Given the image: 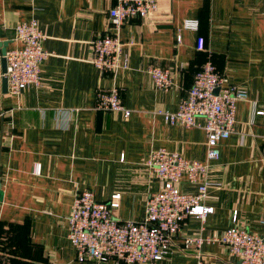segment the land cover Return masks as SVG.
Here are the masks:
<instances>
[{
    "label": "crops",
    "instance_id": "0c3cea01",
    "mask_svg": "<svg viewBox=\"0 0 264 264\" xmlns=\"http://www.w3.org/2000/svg\"><path fill=\"white\" fill-rule=\"evenodd\" d=\"M115 2L0 0V43L17 46L16 24L36 18L49 53L42 84L14 95L4 89L0 46V264H126L77 259L68 238L74 197L90 189L108 202L119 193L113 216L140 221L148 197L162 187L146 165L152 151L205 160V130L168 124L161 111L179 108L209 59L247 87L248 100L239 102L236 129L213 162L214 184L203 203L214 211L205 221L185 219L171 255L156 264H198V252L219 264H241L222 242L186 248L185 239L222 234L235 211L239 226L264 235V114H256L264 111V0H159L148 17L128 20L120 33L128 68L116 77L128 118L96 108L97 88L111 87L113 79L92 63L91 42L109 31ZM188 19L199 28H185ZM199 36L205 50L198 49ZM152 66L170 70L171 89L155 87ZM180 187L196 191L186 180Z\"/></svg>",
    "mask_w": 264,
    "mask_h": 264
},
{
    "label": "built area",
    "instance_id": "2783aa9c",
    "mask_svg": "<svg viewBox=\"0 0 264 264\" xmlns=\"http://www.w3.org/2000/svg\"><path fill=\"white\" fill-rule=\"evenodd\" d=\"M159 8V0H116L109 9V31L93 40L92 63L103 77L113 79L111 87L97 88L96 108L98 110L123 112L125 118L131 116L123 102L121 88L116 77L121 69L128 68V57L123 56L124 41L121 30L133 18H146ZM185 28L197 30L199 21L188 19ZM46 35L36 18L20 21L15 26L17 46L6 53L8 90L19 95L31 86L42 84V64L49 53L44 48ZM178 40L181 37L178 36ZM199 50H205V39L197 38ZM155 87L169 90L173 87L168 68L152 66L147 70ZM248 100L247 87L235 83L222 73L209 59L196 73L192 86L182 98L179 108L162 112L166 122L184 127H201L205 130L207 152L205 160L189 159L180 152L165 148L154 150L146 165L153 171L162 187L152 193L146 202V214L140 221L119 220L112 214L113 208L120 206V194H114L108 202L96 199L93 190L79 191L73 201L68 216V238L74 246L77 259L81 262H124L126 264H156L172 253L173 242L189 216H197L203 221L214 207L203 201L208 195L213 162L221 155V142L230 137L237 124L238 104ZM256 114H264L257 110ZM35 172H40L36 164ZM186 180L196 186V191L188 192L180 187ZM233 225L220 235L209 238L188 237L185 247L199 248L205 241H219L225 244L232 257L241 264H264V235L248 230L238 224L235 211ZM264 225V219L261 220ZM198 264H219L197 254Z\"/></svg>",
    "mask_w": 264,
    "mask_h": 264
},
{
    "label": "water",
    "instance_id": "95a60500",
    "mask_svg": "<svg viewBox=\"0 0 264 264\" xmlns=\"http://www.w3.org/2000/svg\"><path fill=\"white\" fill-rule=\"evenodd\" d=\"M9 42L5 41V42H1L0 46L2 47V68H3V73L6 74L7 73V60H6V53H7V48H8ZM4 89L7 90L8 87V78L5 76L4 77Z\"/></svg>",
    "mask_w": 264,
    "mask_h": 264
}]
</instances>
